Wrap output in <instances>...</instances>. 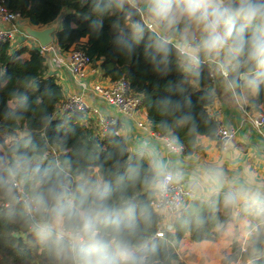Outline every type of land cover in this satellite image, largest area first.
<instances>
[{
  "label": "clouds",
  "instance_id": "1",
  "mask_svg": "<svg viewBox=\"0 0 264 264\" xmlns=\"http://www.w3.org/2000/svg\"><path fill=\"white\" fill-rule=\"evenodd\" d=\"M83 2L91 8V27L100 32L108 21L125 56L142 50L153 72L167 76L175 68L181 75L157 102L165 136L159 144L142 139L131 148L117 142L120 157L129 154L105 167L95 149L82 161L66 153L50 157L26 132L0 152L5 219L35 238L48 264H159L157 230L209 221L253 264L264 255V180L251 169L230 174L219 159L200 161L186 93L200 86L205 71L241 100L264 91V0ZM9 104L5 118L18 119L26 92L14 88ZM181 128L193 137L187 155L175 132Z\"/></svg>",
  "mask_w": 264,
  "mask_h": 264
},
{
  "label": "trees",
  "instance_id": "2",
  "mask_svg": "<svg viewBox=\"0 0 264 264\" xmlns=\"http://www.w3.org/2000/svg\"><path fill=\"white\" fill-rule=\"evenodd\" d=\"M5 5L14 12H20L32 25L44 26L62 18V25L56 33L60 48L70 50L78 46L87 51L94 61L101 60L104 73L117 81L122 78L130 82L132 93L141 97L153 129L165 133L159 121L165 119L158 110L160 97L168 95L167 85L182 77L173 70L167 76L153 72L142 50L135 57L125 56L113 43L114 34L109 22L105 21L102 31L91 27L92 12L83 0H4ZM20 18V19H21ZM87 38L86 42L82 40ZM212 78L205 71L200 86L188 88L187 95L193 103L200 139L202 136L215 138L218 121L208 107L213 102L210 91ZM26 92L27 108L19 113L18 119L5 118L10 108L9 95L14 89ZM65 95L58 77L50 72L47 57L40 47L21 46L11 40L0 41V143L4 152L12 143L26 132L32 134L34 142L49 156L66 153L74 161H82V154L95 149L99 156L98 164L111 167L116 159H126L129 153L120 157L117 142L128 141L120 133L121 122L117 119L102 132L100 120L82 111L70 115L56 116L59 104ZM257 108L264 106V91L251 98ZM14 107V106H11ZM185 145L186 154L192 153L193 137L187 129L175 130ZM199 146L195 148V151ZM109 154L111 158L109 159ZM207 216V213L204 214ZM153 239L159 256V264H186L180 257L179 247L183 239L192 241L217 240L220 235L213 229L211 221L202 227L179 228ZM243 264L247 254L242 252ZM0 264H48L35 238L17 225L9 224L0 205ZM253 264H264V255L255 259Z\"/></svg>",
  "mask_w": 264,
  "mask_h": 264
},
{
  "label": "crops",
  "instance_id": "3",
  "mask_svg": "<svg viewBox=\"0 0 264 264\" xmlns=\"http://www.w3.org/2000/svg\"><path fill=\"white\" fill-rule=\"evenodd\" d=\"M58 25L57 30L52 34L53 40L44 50L47 57L50 72L58 77L62 85L64 95L80 94L85 97L92 107L100 108L102 113L115 117L121 122L120 133L128 141V147L142 139H148L157 144L158 140L151 133L138 126V121L149 120L145 107L132 115L120 113L116 107L109 105L104 99L99 97L93 90L96 83L108 84L111 77L104 73L101 67V60L90 66L85 77L75 76L70 69V50L59 47L56 33L62 25V18L44 25L35 26L26 18H21L13 24H0L5 28H17V32L24 31L28 26L44 29ZM21 46L39 47L40 40L34 36H20ZM87 41V38L82 40ZM210 89H215L213 102L208 107L209 113L216 118L218 124L225 126H236L237 135L230 141L227 148H223L216 138L202 136L199 149L195 151L201 162H212L217 159L224 163L230 174L234 171L253 170L258 179L264 180V126L258 127L255 118L262 108H257L251 104V98L239 99L229 94L214 80L210 84ZM232 156L229 160L228 155ZM184 155H187L184 151ZM190 249V264H237L242 260L241 245L238 242H229L221 236L217 240L192 241L185 238L181 241L179 251ZM187 255V254H186ZM189 255V254H188ZM246 263H249L248 258Z\"/></svg>",
  "mask_w": 264,
  "mask_h": 264
},
{
  "label": "built area",
  "instance_id": "4",
  "mask_svg": "<svg viewBox=\"0 0 264 264\" xmlns=\"http://www.w3.org/2000/svg\"><path fill=\"white\" fill-rule=\"evenodd\" d=\"M20 18V12L10 10L5 5L4 0H0V24H13ZM23 35L30 36L26 30L17 32V28H5L0 25V41L9 39L14 44L21 45L20 36ZM39 47L44 52L49 46L40 45ZM93 63H95L94 58L87 51L76 45L70 49V69L75 76L85 77L87 69ZM93 90L99 97L109 105L116 107L124 115H132L144 107L141 97L132 93L130 82L125 78L117 81L112 80L108 84L96 83ZM77 111H82L89 116H96L100 120L103 133L107 131L110 124L117 120L115 117L103 114L100 108L90 106L85 97L80 94L66 96L59 104L55 115H70ZM254 121L258 127L264 126V111H259ZM138 126L151 133L158 140L165 136V133L153 129L150 120H140ZM237 133L238 128L236 126L218 124L215 138L223 148H227ZM157 235L163 237L165 232L158 230Z\"/></svg>",
  "mask_w": 264,
  "mask_h": 264
},
{
  "label": "water",
  "instance_id": "5",
  "mask_svg": "<svg viewBox=\"0 0 264 264\" xmlns=\"http://www.w3.org/2000/svg\"><path fill=\"white\" fill-rule=\"evenodd\" d=\"M57 28H58L57 24H54L53 26L44 29L28 26L26 28V31L30 34V36H34L38 38L42 46H47L52 42L53 40L52 34L57 30Z\"/></svg>",
  "mask_w": 264,
  "mask_h": 264
},
{
  "label": "rangeland",
  "instance_id": "6",
  "mask_svg": "<svg viewBox=\"0 0 264 264\" xmlns=\"http://www.w3.org/2000/svg\"><path fill=\"white\" fill-rule=\"evenodd\" d=\"M0 149H3L2 144L0 143ZM181 259L186 263L190 264V249H187L186 251H179ZM187 254V255H186ZM189 254V255H188ZM244 260L242 258L241 262L237 264H243ZM224 264V263H223Z\"/></svg>",
  "mask_w": 264,
  "mask_h": 264
}]
</instances>
